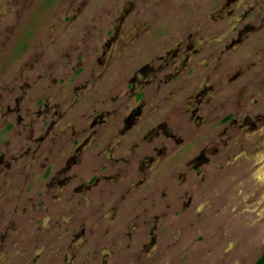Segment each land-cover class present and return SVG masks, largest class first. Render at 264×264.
I'll return each mask as SVG.
<instances>
[{
	"label": "rangeland",
	"instance_id": "obj_1",
	"mask_svg": "<svg viewBox=\"0 0 264 264\" xmlns=\"http://www.w3.org/2000/svg\"><path fill=\"white\" fill-rule=\"evenodd\" d=\"M110 26H119L122 33L139 31L143 37H158L155 40L162 37L175 54L179 53L169 60L175 65L160 72L157 61L152 69L144 67L140 80L150 83L142 87L146 92L154 93L164 85L165 98L171 89H181L167 105L182 113L179 119H184L188 128L189 142H197L195 158L188 160L189 170L179 166L176 173L186 184L167 181V200L174 203L177 212L172 221L179 226L172 232L176 237L170 249L174 255L166 251L156 264H257L264 250V0H0V200L6 213L13 205L5 200L13 193L29 196L37 190L44 192L45 185H50L48 177L40 178L44 168L39 164L45 153L32 143L48 116L70 110V101L79 97L78 103L71 104L72 114L61 120L59 128L71 126L68 122L72 115L74 128H86L79 116L91 114L96 118V112H101L95 100L105 96L107 90L87 83L93 79L91 73L95 76L109 67L111 50L87 53L89 46L102 41L100 36H105ZM135 46L142 48L143 44ZM119 47L113 51L110 67L126 58ZM207 47L213 54L206 62ZM146 56L141 52L134 56V62L142 65L147 62ZM162 56L165 58L155 55ZM201 62H206L205 71L196 66ZM187 64L194 65L195 70L177 72L173 77L180 65ZM218 65L221 69L216 73L221 72V81L215 83L211 77L204 82V72ZM122 69L116 71L117 80L125 84L133 73L130 67L124 72ZM199 84L204 87L201 93ZM127 89L129 92L132 88ZM193 90L198 94L190 100ZM210 95L214 97L208 100ZM147 102L141 109L142 116L155 105L153 100ZM130 104L133 119L140 104ZM189 118L191 122L187 123ZM195 130L205 138L201 135V141L195 140ZM64 135L51 146V153H56L57 143L68 144L70 136ZM180 136L184 139V135L176 137ZM59 152V157L65 156V149ZM93 152H83L77 158L88 161ZM66 154L75 159V155ZM32 157L36 162L28 167ZM198 162V168L192 171L190 167ZM191 180L194 184L188 189ZM73 187L81 189L77 181ZM182 189L191 190V198L187 195L179 199L174 192ZM4 214L0 212V264L68 261L69 253L61 240L51 242L45 252L39 244L16 246V238L25 235L3 221ZM35 224L45 225L44 218ZM28 228L33 230L32 225ZM38 252L41 256L32 263Z\"/></svg>",
	"mask_w": 264,
	"mask_h": 264
},
{
	"label": "flooded vegetation",
	"instance_id": "obj_2",
	"mask_svg": "<svg viewBox=\"0 0 264 264\" xmlns=\"http://www.w3.org/2000/svg\"><path fill=\"white\" fill-rule=\"evenodd\" d=\"M115 22L121 24L122 21ZM35 27L38 28L37 25ZM118 28L119 26H110L111 30L105 36H100L102 41H99V44L92 48L88 47L89 55L92 50H111L107 63L109 67L101 69L95 76L91 73L90 77L93 76V79L87 83L88 86L93 85V87L104 86L107 90L105 96H99L100 99L95 100L102 107L101 112H96V118L91 114L79 116L80 120H78L85 121L86 128H74L73 115L72 118L69 117L71 120L68 122V124L72 123L71 126L59 128L61 120L72 114L71 104L78 103L81 99L79 97L70 101L68 107L70 110H64L58 115H49L48 122L40 128V134L32 140V143L36 150L42 148L38 151L45 153L39 164L40 168H44L40 178L48 177L50 185H45L44 192L37 190L31 192L29 196L23 195L22 192L13 193L7 201L5 200L9 205H13L7 213L6 206L0 200V212L5 213L2 220L9 221L15 226V231L25 235V238H16V246L32 247L34 244H39L42 246V252H45L47 247L53 245L51 242L61 240L63 247L66 246L65 249L69 253L65 264H156L166 251L169 255L176 240V237H172V232L178 229L179 224L172 221L173 215L177 212L174 203L167 200L169 193L166 191L167 181L169 184L172 182L186 184L183 177L176 176L178 167L188 169L189 161L195 158L194 146L197 142L193 139L189 142L190 137L186 135L188 128L182 122L184 119H179L182 113L168 106L181 89H171L165 98V94L162 93L164 85L154 93L146 92L142 88L150 84L141 81L145 72L144 67L151 66L152 69L154 61H157L159 62L157 71L160 72L174 66L175 64L173 65L169 60L179 53L175 54L171 44L167 46L162 37L159 38L160 40H155L158 37L152 35L143 37L139 31L122 33ZM34 39L35 37L32 41ZM215 41L221 42L222 39ZM82 43L85 44L84 39ZM137 43L143 44V47L137 48L135 46ZM118 46H120L118 51L126 54V58L123 63H116L110 67L115 58L113 51ZM211 49L207 47L204 50L206 62L210 60V54H213ZM218 50V53H222L221 49ZM141 52L147 55V62L142 65L134 62V56ZM156 54H163L165 58L163 56L156 58ZM190 58H193V55ZM86 61H90L88 55ZM206 62L196 66L202 67L201 69L205 71L203 67ZM186 66L180 65L173 77L177 76V72L191 73L195 70L194 65ZM90 67L96 68L91 65ZM129 67L133 78L131 77L132 79L124 84L125 81L117 80L116 71L119 68L124 72ZM220 69L221 65H218L206 70L203 81L206 82L212 77L215 83H219L222 74L216 71ZM91 71L93 72L92 69ZM198 77L199 75L194 76V78ZM166 80L162 84H165ZM262 82L264 83L263 80ZM202 85L199 84L198 88ZM127 86L132 88L129 92H126ZM200 88L199 93L204 87ZM197 92L191 91L188 99L193 100ZM185 97L188 95L185 94ZM212 97L214 95H210L208 100ZM152 100L155 105L145 116H142L141 109L148 103L147 101ZM135 102L140 105L137 115L132 119V108L129 105ZM124 104L128 105V110ZM190 119L186 122H191ZM66 132L67 135H64ZM179 134L184 135V139L182 136L176 137ZM61 135L66 138L70 136L68 144L57 143L56 153H51V146L56 144ZM193 135L196 136L197 141H201V135L205 138L204 134L197 130ZM62 149L70 155H75L73 156L75 159L71 160V156H67L65 152H62L65 156L59 157L57 153ZM93 150L88 161L77 158L83 152L88 153ZM23 155L27 156V154ZM35 157L38 159V156ZM34 158L32 157L27 164L28 167L36 162ZM144 163H147L146 166H142ZM199 164V162L197 165L193 163L190 169L195 171ZM199 171L198 175L203 173L202 170L200 173ZM201 178L198 177L197 180L201 182ZM76 181L80 190H74L76 186L73 187V183ZM193 184V180L188 181L187 188L193 187ZM177 192L179 199L187 195L191 198L193 194L191 190L186 189L174 193ZM183 211L184 209L181 212ZM42 217L45 225L40 224L35 227V223ZM31 225L33 230L28 228ZM18 235V233L14 234L16 237ZM171 252V255H174V252ZM39 256H41L40 252L34 254L32 263ZM38 262L42 263L41 260Z\"/></svg>",
	"mask_w": 264,
	"mask_h": 264
},
{
	"label": "trees",
	"instance_id": "obj_3",
	"mask_svg": "<svg viewBox=\"0 0 264 264\" xmlns=\"http://www.w3.org/2000/svg\"><path fill=\"white\" fill-rule=\"evenodd\" d=\"M257 264H264V250L262 252L260 259L257 261Z\"/></svg>",
	"mask_w": 264,
	"mask_h": 264
}]
</instances>
